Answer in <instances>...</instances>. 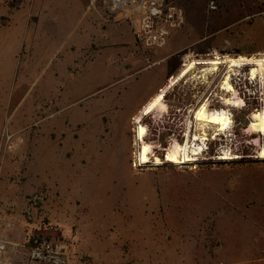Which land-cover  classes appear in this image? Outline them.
I'll use <instances>...</instances> for the list:
<instances>
[{
  "label": "rangeland",
  "instance_id": "1",
  "mask_svg": "<svg viewBox=\"0 0 264 264\" xmlns=\"http://www.w3.org/2000/svg\"><path fill=\"white\" fill-rule=\"evenodd\" d=\"M151 1L116 6L114 0H0V193L9 194L4 184L10 181L37 191L17 210L0 198V264H54L32 258L31 235L66 245V264H97L87 256L71 261L78 227L59 209L65 205L59 186L67 202L88 193L130 212L134 223L126 225L128 233L111 226L108 234L107 225L121 220L115 216L94 221L108 222L101 237L113 249L112 264H264V160L258 159L264 134L250 129L253 114L264 110V86L260 78L251 79V65L235 68L230 83L236 95L222 90L227 64L206 76L210 67L198 65L168 89L166 110L152 112L157 120L170 119L172 130L186 120L188 163L150 166L168 154L160 123L159 133L153 130L155 136L149 137L156 145L149 166L131 165L132 131L126 151L95 148L86 175L69 169L64 143L75 113L89 114L100 104L96 107H106L103 115L127 117L139 99L157 84L159 93L192 61L264 60V0H156L158 13L150 24L153 35L166 33L161 41L149 40L144 31ZM101 63L108 67L107 80L104 75L95 81L98 88L86 99L74 96L80 72ZM232 95L244 103L225 104ZM121 101L129 102L125 109ZM206 102L211 110H227L234 123L226 134L207 132L204 141L193 117ZM176 142L183 146L185 138ZM204 143L207 149L192 152ZM230 150L233 157L217 158ZM162 254L168 258L161 259Z\"/></svg>",
  "mask_w": 264,
  "mask_h": 264
},
{
  "label": "crops",
  "instance_id": "2",
  "mask_svg": "<svg viewBox=\"0 0 264 264\" xmlns=\"http://www.w3.org/2000/svg\"><path fill=\"white\" fill-rule=\"evenodd\" d=\"M107 68L108 67H106L105 64L103 65V63L100 65L95 64L86 66L84 71L80 72L83 76L81 75L80 78L78 77V80L76 77V81L73 83L72 94L80 97L79 99H86L89 97V95L96 88H98V86L94 85L95 81L101 80L104 78V75L105 79L108 76ZM160 87L161 86L157 84L156 88L149 91L147 96L143 97L141 100L139 99L138 101L140 102L136 105L137 109L131 111L127 117H124L119 113L103 115L101 113L106 107L97 108L96 106H101L100 104H95L94 106L92 105L93 108H90L91 113L89 114L75 113L70 121V123H72L69 127L70 137L68 142L64 143V148L65 150L67 148V153L70 155L67 158L69 159V169H78V172L81 175H86L87 167L85 164L88 161H92L95 157L96 150H100V152H102L104 149L112 150L118 146L125 147L126 151L127 147H132L130 135L133 129V119L136 117L135 115L141 110V108L145 107L150 100L157 95L158 91L161 89ZM131 91L133 92L134 90L132 89ZM130 92L127 94L128 99L133 95H130ZM105 103H108V105L113 104L112 101H105L103 105H105ZM128 103V101H121L119 106H121V109H125ZM92 110H94V113L97 115H93ZM95 148L98 149L95 150ZM92 154H94L93 157ZM4 185L9 189V194L3 196V194L0 193V198L6 200V202L9 203V208H12V210L22 209L27 198L37 193V191L31 192L24 189V183L21 186H18L14 185L12 181H10L5 182ZM57 191L59 193V198L62 195L60 200L65 203L63 208L59 207V209L62 210V214L65 216L64 218H69L70 223L72 222L71 219H75L78 227L72 240V263H79L84 256H87L86 258L88 261H92L97 264H106L104 262L105 260L110 261L107 262V264H112L111 259L113 258L110 255V252L113 251V249L111 250L107 241L104 242L101 237V226L108 222L103 221L101 223H97L94 221H96L99 217L101 218V216L102 218L115 216L117 219L120 218L121 220H116L112 222V224L107 225L106 231L108 234H111V226L116 227L120 233H128L125 232L127 231L126 225L134 223L132 219H129L130 212H120L117 209L118 207L111 204L109 200L104 201V204H102L103 200H93V196H89L90 194L88 195V193H81L79 195L75 194L67 202L64 195L61 194L62 186H59ZM125 218H128V220ZM89 236L91 239L88 242L87 248L85 243ZM187 256V254H184L181 259L186 258ZM160 257L161 259H167L168 254H162ZM197 258H199V255L190 256V259L192 260H196ZM99 260H102V262Z\"/></svg>",
  "mask_w": 264,
  "mask_h": 264
},
{
  "label": "bare ground",
  "instance_id": "3",
  "mask_svg": "<svg viewBox=\"0 0 264 264\" xmlns=\"http://www.w3.org/2000/svg\"><path fill=\"white\" fill-rule=\"evenodd\" d=\"M124 1L125 0H114L116 6L119 3L123 4ZM224 64H227L228 72H227L225 79H223L224 80L222 83L223 91L236 95L237 92L234 89V87L231 85L232 83H230V80L232 78V75L235 72V68H242L245 65L252 66V68L250 69V76L252 77L251 79H254L257 77L260 78L263 81V86H264V60L263 59H248L246 57L241 56L238 59H233L229 57H225V58L216 57V59H212V60L192 61L189 64H187V66L179 73L177 77L171 78L169 81V84L164 89H162L154 98L150 100V102L143 108L141 115L145 116L155 111L166 110V104L164 103V100H165V95L168 89L171 88L173 85H175V83L178 82L179 80L187 77V74L191 70L199 67L198 65H207L210 67L204 70V74L206 76V75H209L208 73L218 72L220 70L221 65H224ZM196 78H197V75H196ZM205 78L206 77H204L203 79L206 80ZM233 97L229 99L225 98L224 103L227 105H233L237 107H240V105L244 103V101H242L239 97L237 96L236 98L235 97L233 98ZM208 103L207 102L203 103L198 109H196L194 111V117H193L197 128H199V131H202L203 136H200V137L204 141L208 139L207 132L215 131L217 135H221V133L226 134L227 131H229V129L232 127L231 126L232 123H234L232 121L233 119H231L230 114L227 110L225 109L211 110L208 108ZM140 118L141 116L138 115L137 120H140ZM252 118H253V122L250 126V129L252 131L259 132L260 134H264V110L254 113ZM145 135H146L145 127L139 124L137 128V142H136V145L138 146V150L135 152L136 159H137L136 166L138 167L139 166L140 167L149 166L150 164L149 153L151 152V146L144 141ZM202 149H203L202 146H198L197 149H194L192 152L195 154H199L202 151ZM190 150H191V147L188 141L183 146L176 142L174 146H172L168 150L166 161L175 166L186 164L189 161H191V158L189 155ZM258 159L264 160V146L262 147V150L259 153ZM163 164L164 163L159 158L156 157L154 162L150 166H162Z\"/></svg>",
  "mask_w": 264,
  "mask_h": 264
},
{
  "label": "built area",
  "instance_id": "4",
  "mask_svg": "<svg viewBox=\"0 0 264 264\" xmlns=\"http://www.w3.org/2000/svg\"><path fill=\"white\" fill-rule=\"evenodd\" d=\"M151 5V10H150V15L148 16V19L146 20L148 23L145 25V33L148 35V39L149 40H154V41H161L162 38L164 37V35L166 33L162 32L161 34H154L151 31V26L152 24H150L151 18L155 17L158 13L157 10V6L159 5L158 1H151L150 2ZM156 11V13H155ZM146 39V43L149 42V40ZM151 116V117H150ZM146 118H150L149 122H145ZM160 123L162 124V126H164V131L167 133L168 139H167V145H168V149L171 146L172 143H175L176 140L178 139V137H184L185 138V142L184 144L188 141L189 142V134H190V129L186 123V120L181 123L180 127H177V129L172 130L170 127L167 128V126H169V124L171 123L170 119L168 120L167 118H163V119H155V115H153L152 113L149 115H145L142 116L140 120H137V117L133 119V136H134V141H133V155L134 160L132 161L131 165L133 167V169H139V168H143V167H138L136 166V151L138 150V146L136 145L137 142V128L138 125L141 124L145 127L146 129V135L144 137V141L149 144L151 146V152L149 153V157L150 159L153 157L154 154V150L156 148L155 145V141L150 140V135L155 136L153 132V130L157 133H159V127ZM197 145V144H195ZM193 145V146H195ZM198 147V146H197ZM196 147V149H197ZM203 147V146H202ZM204 149H207V143H204ZM168 149H164V151H168ZM203 151V149H202ZM220 155V154H219ZM222 156H217V158L219 159L220 157L223 158V160L227 159V157L229 156V158L234 156V153L230 150L227 153L222 152L221 154ZM163 162V161H162ZM152 163V162H151ZM150 163V164H151ZM163 163H169L166 161V157ZM39 198L36 197L35 199H33V203H36V201ZM29 246L31 248V256L34 260H38V261H44V262H50V263H54V264H66V257H67V247L66 245L58 242V243H48L47 240H45L43 237H36L35 235H31L29 237Z\"/></svg>",
  "mask_w": 264,
  "mask_h": 264
}]
</instances>
